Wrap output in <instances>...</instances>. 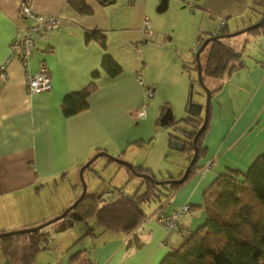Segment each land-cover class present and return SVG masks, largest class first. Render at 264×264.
<instances>
[{
  "label": "crops",
  "instance_id": "1",
  "mask_svg": "<svg viewBox=\"0 0 264 264\" xmlns=\"http://www.w3.org/2000/svg\"><path fill=\"white\" fill-rule=\"evenodd\" d=\"M129 1L125 2L132 11L129 21H126L119 12L121 5L118 0L106 5L100 0H89L92 14L77 13L68 4V0H0V65L9 55L10 42L17 28L30 23L29 18L21 15L23 3H29L37 13L60 15L57 27L35 34L34 51L29 60L32 71L41 65L47 66L52 88L30 94L27 91L26 70L19 58L8 62L7 82L4 84L0 80V230L32 226L60 213L80 196L78 183H74L72 188L68 185L66 194L60 200L53 198V208L43 214L35 213L34 207L28 203L33 195L40 196L49 184L48 181L55 184L58 178L63 180L69 175L76 177L80 167L98 151H111L113 154L119 152L115 144L119 134L113 133L110 127L112 119L106 112L95 107L94 97L111 85L122 87L123 82L119 80L121 75L111 78L102 68L101 61L106 51L94 40L87 42L85 33L92 28L103 30L107 35V52L123 64L122 61L127 60L123 50L127 52L131 46H137L154 35L153 31H144L145 21L149 20L145 17L148 0ZM172 1L175 5L179 3V0H169L170 5ZM190 1L194 4L198 2L203 12L210 14L213 19L223 20L229 31L258 19L256 8L259 4L255 0ZM193 3V6H197ZM219 25L208 28L205 36L215 32ZM113 35L114 41L111 39ZM201 35V32L197 35L195 48L200 43ZM256 37L261 43L257 52L261 53L253 62L245 59L247 66L237 71L240 73L239 83L232 84L234 73L223 83L219 99L213 100L211 126L213 121L217 126L225 117L235 116L229 129L234 132L231 143L240 142L248 130H254L262 122L264 32L258 33ZM94 71L99 72L96 79L99 89L90 97V108L68 117L63 115V98L83 89L93 80ZM138 73L137 70L136 78ZM182 93L181 101L184 102L183 90ZM226 100L236 103L234 105L236 109L240 108V112L237 114L232 111V105L225 107ZM260 137V142L252 144L249 149L264 148V135ZM205 145L209 150L208 139ZM204 162V167L174 193L170 200L171 206L162 209V212L171 213L177 206L190 203L191 208L180 216L179 224L193 230L205 219L202 192L221 173L219 169L215 170L214 165L210 170L205 168L209 162ZM160 208L161 204L131 233L106 232L99 237H86L84 240L89 243L81 240L79 243H83L84 247L78 251L84 250V256L94 259L96 264H160L169 252L184 242L177 227H165L159 222L157 216ZM82 227L68 221L49 230L50 237L55 236L58 229L63 232L62 240L53 239L58 249L61 245L58 253L61 252L62 256L54 255L51 259L50 249L44 251L41 256L44 258L43 264H76L64 251L83 236Z\"/></svg>",
  "mask_w": 264,
  "mask_h": 264
},
{
  "label": "rangeland",
  "instance_id": "2",
  "mask_svg": "<svg viewBox=\"0 0 264 264\" xmlns=\"http://www.w3.org/2000/svg\"><path fill=\"white\" fill-rule=\"evenodd\" d=\"M125 1L118 0L121 5L119 12L122 13L124 20L129 21L132 8ZM157 1L159 0H148V11L145 14V17L149 18L151 22V29L154 35L147 37V40L142 41L137 46H131L127 52L125 50L122 51L123 55L126 56L125 59H127L126 61L123 60V64H121L123 72L119 80L123 82L122 87L116 88L113 85L106 87L107 89H102L98 92L94 99H96L95 107L105 111L107 116L112 119L110 127L113 133L119 134L115 138V144L119 152L113 154L108 151V153L130 162L135 167L149 170L156 180L162 181L170 178H179L178 176L182 170H186L190 161L188 162L187 159V151L174 148L170 144L172 134L181 135L177 131V125L162 126L159 119L169 107L173 111L176 120L186 116L192 84L194 85L193 100L205 103L206 95L200 94L203 88L197 81V72L194 69H185L184 65L193 61V47L195 48L197 35L201 32L205 36L207 29L213 25H221V20L213 19L210 14L203 12L204 10L200 8L202 6L198 2L194 4L190 0H179L176 5L173 1L170 5L168 0V8L163 12H159L157 6L160 2ZM192 3L199 7L193 6ZM195 9L196 11H194ZM257 35L258 33L246 31L238 35L223 37L221 40L236 50L244 49V59L253 62L255 57L261 53L257 52L261 47V43L256 37ZM111 39L114 41V35ZM205 59V56H203L202 61L204 62ZM137 70L142 77L143 84H139L136 79ZM191 77L195 81L191 82ZM239 80L240 73L235 72L232 84L236 85ZM227 81L228 78L223 80L222 78L205 77L204 79L205 85L210 89L217 88ZM182 90L185 97L184 102L181 101ZM218 99L219 91L211 97V101H217ZM224 102L225 107L232 105V111L237 114L240 112V108L236 109L234 105L236 103H230L229 100ZM224 110L229 113L226 108ZM140 112H143L142 115H140ZM261 118V124L254 130H248L238 143H231L234 132L229 131L235 119L234 115L225 117L217 126L214 125L213 121L206 135V139H208L210 144V149L205 158V161L209 162L207 169H211L214 165L215 170L219 169L218 171L224 173H229L231 169L247 171L251 163L264 150V148H260L262 150L259 148L249 149L252 144L256 145L259 143L262 139L260 136L264 135V110ZM79 170L76 177L69 175L63 180L58 178L55 184H53V181H48L49 184L41 191L40 196L33 195L31 202L28 204L30 207H34L35 213L43 214L48 209H52L54 206L53 198H59L58 200H60L66 194L68 185L72 188L74 183H78L80 191H82ZM83 178L87 185V192L92 195H99L105 190L116 192L120 188H123L128 194L138 190L143 192L146 189L145 180L147 179L137 176L128 166L109 159L104 155L95 159L91 168L85 169ZM188 181L189 179L183 185ZM201 198L203 199L202 195ZM159 204V202L153 200L145 203L144 209L149 215ZM170 206L171 204L168 207ZM60 213L54 214L35 225L16 229L40 225ZM68 221L70 219L62 218L51 223L47 228L54 230L62 222ZM92 225L96 226V223L91 221ZM87 230L88 226L84 225L82 234L86 233ZM55 232V236L51 237L49 248L52 254L51 259L54 258V255L62 256L61 252L58 253V251H61V245H59L60 249H58V246H55L56 243L53 244V239L62 240L63 232L61 233L59 229ZM84 241L88 242L87 240ZM79 242H75L73 246L71 245V248L64 251L68 258L84 247V244ZM44 253V251H40L37 256L38 262L40 261L42 264L44 258L41 256ZM83 258L80 257L75 261L76 264L83 263ZM3 261L4 259L0 254V264Z\"/></svg>",
  "mask_w": 264,
  "mask_h": 264
},
{
  "label": "trees",
  "instance_id": "3",
  "mask_svg": "<svg viewBox=\"0 0 264 264\" xmlns=\"http://www.w3.org/2000/svg\"><path fill=\"white\" fill-rule=\"evenodd\" d=\"M100 1L106 5L116 0ZM255 1L259 4L256 8L259 12L257 19L259 20L264 14V0ZM68 4L79 14L93 13L89 0H68ZM229 32L228 27L223 23L215 32H210V35ZM251 32H264V23ZM208 36L201 35L199 45ZM85 40L87 42L96 41L106 51L101 66L111 78L122 74V65L107 52V35L103 30L99 28L87 30ZM203 56L206 58L204 62L202 61ZM244 56V49L236 50L225 44L221 38L210 41L201 52L204 79L205 77L222 78L223 80L230 78L235 72L247 66ZM184 68L194 69L197 72L195 51L193 61L185 64ZM92 77L93 80L83 89L71 92L63 98L61 104L63 115L68 117L90 108V97L99 89L96 82L99 72L94 71ZM190 81L193 82L195 79L191 77ZM223 83L211 89L212 97L222 89ZM202 90L200 94L206 95L204 89ZM188 106L189 102L187 108ZM212 107L213 102L211 101L206 129L197 139L198 157L192 165L187 180L205 165L204 161L208 154L205 140L211 126ZM203 120L204 110L199 116L187 112L186 116L179 120L173 117L170 123V125H177L176 128L181 137L187 138L184 140L179 138L178 134H172L170 144L172 146V142L176 139L183 140L185 143L183 151L188 152V162L194 153V136ZM97 149L103 148L98 147ZM91 165L86 169L91 168ZM135 169L151 174L149 170L141 167L136 166ZM183 172L182 170L178 177ZM145 182L146 189L143 192L138 190L132 194L126 193L123 188L116 192L105 190L99 195L86 192L76 206L63 217L70 219L72 223L88 226L86 233L77 241L89 236L99 237L106 232L131 233L148 215L144 204L153 200L161 204L159 215H170L169 212H162V209L170 205L174 193L184 182L159 185L148 178ZM202 196V207L205 211L203 223L194 229L191 236L184 239L179 248L169 252L160 264H264V150L251 163L247 171L231 169L229 173L218 174L206 186ZM91 221H94L96 226H91ZM47 227L31 232L1 235L0 254L4 259L2 264H40L37 259L38 253L48 250L51 244L50 231ZM5 231L9 230L3 229L0 233ZM83 256L84 250H80L75 252L71 259L77 261ZM82 261L84 264H96L94 259L85 256Z\"/></svg>",
  "mask_w": 264,
  "mask_h": 264
},
{
  "label": "built area",
  "instance_id": "4",
  "mask_svg": "<svg viewBox=\"0 0 264 264\" xmlns=\"http://www.w3.org/2000/svg\"><path fill=\"white\" fill-rule=\"evenodd\" d=\"M21 15L30 19V23L17 28L15 36L10 42V52L7 59L0 65V80L7 82L6 68L8 62L13 58H19L26 70L27 91L30 94L49 91L52 88V78L47 66L41 65L37 70H30L29 60L33 55L35 45V34L58 26L60 15H49L35 12L29 3H23ZM224 22L221 21V24ZM144 31L151 33L149 20L145 21ZM137 81L143 84L140 74H137ZM143 112H140L142 115ZM191 208L190 203L177 206L170 215L160 214L158 217L165 227H177L181 235L185 238L191 236L194 230L179 224L180 216L184 215Z\"/></svg>",
  "mask_w": 264,
  "mask_h": 264
},
{
  "label": "water",
  "instance_id": "5",
  "mask_svg": "<svg viewBox=\"0 0 264 264\" xmlns=\"http://www.w3.org/2000/svg\"><path fill=\"white\" fill-rule=\"evenodd\" d=\"M168 8V0H161L159 5L157 6V10L159 12H163ZM264 23V14L263 16L257 20L256 22L233 32H229V33H221V34H211L209 35L203 42L202 44L198 47V49L195 51V59H196V63H197V76H198V81L201 85V87L204 89L205 94H206V101L205 103H199V102H194L193 101V87L194 85H191L190 88V97H189V106L187 108V111L189 114L194 115V116H199L202 111L204 110V120L202 125L200 126V128L198 129L196 135L194 136V153H193V157L190 160L189 165L187 166L186 170L184 171L183 175L177 179L174 178H170V179H166V180H156L151 174L147 173V172H140L137 171L134 167L133 164H131L130 162H127L119 157H115L112 156L111 154H109L107 151L105 150H100L98 151L96 154H94L85 164H83L80 167L79 170V176L81 178V183H82V191L80 196L78 197V199L75 200V202H73L70 206H68L62 213H60L59 215L55 216L54 218L40 224L34 227H29V228H22V229H15V230H9V231H5V232H1V235H6V234H12V233H22V232H31V231H35V230H39L45 226L50 225L51 223L58 221L60 219H62L63 217H65V215L68 213V211H70L72 208H74L76 206V204L85 196L86 192H87V185L84 181L83 178V172L85 171V169L90 166L95 159H97L99 156L104 155L107 156L110 159H113L114 161L126 165L129 168H131V170L140 177H144V178H148L150 180H152L155 184H159V185H163V184H172V183H183L187 180L189 174H190V170L192 168V165L194 164V162L197 159L198 156V147H197V139L199 137V135L206 129L207 123H208V119H209V112H210V105H211V97H212V93H211V89L208 88L205 85L204 82V77H203V69H202V61H201V52L204 50V48L206 47V45L214 40V39H219V38H223V37H229V36H234V35H238L240 33L246 32V31H251L253 29L259 28L262 26V24ZM174 114L173 111L171 110V108H167L165 110V112L162 114V116L159 119V122L162 126H168L170 125V122L173 120ZM172 146L174 148H177L179 150H184L185 148V143L181 140H174L172 142Z\"/></svg>",
  "mask_w": 264,
  "mask_h": 264
},
{
  "label": "flooded vegetation",
  "instance_id": "6",
  "mask_svg": "<svg viewBox=\"0 0 264 264\" xmlns=\"http://www.w3.org/2000/svg\"><path fill=\"white\" fill-rule=\"evenodd\" d=\"M170 123H171V122H170ZM179 138L184 139V140H187L186 137H181L180 135H179ZM181 139H180V140H181ZM182 141H183V140H182ZM198 151H199V150H198ZM197 157H198V156H197ZM182 175H183V174H182ZM182 175H181V176H182ZM181 176H180V177H181Z\"/></svg>",
  "mask_w": 264,
  "mask_h": 264
},
{
  "label": "clouds",
  "instance_id": "7",
  "mask_svg": "<svg viewBox=\"0 0 264 264\" xmlns=\"http://www.w3.org/2000/svg\"><path fill=\"white\" fill-rule=\"evenodd\" d=\"M223 21V20H222ZM224 22V21H223ZM225 23V22H224ZM200 44V43H199ZM198 46H200V45H198ZM197 50V47L195 48V51ZM205 168H207V166L205 167Z\"/></svg>",
  "mask_w": 264,
  "mask_h": 264
}]
</instances>
